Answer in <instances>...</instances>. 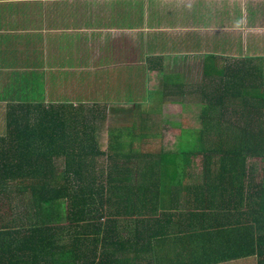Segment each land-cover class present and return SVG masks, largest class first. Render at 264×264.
<instances>
[{
	"label": "crops",
	"instance_id": "obj_1",
	"mask_svg": "<svg viewBox=\"0 0 264 264\" xmlns=\"http://www.w3.org/2000/svg\"><path fill=\"white\" fill-rule=\"evenodd\" d=\"M207 66L241 68L264 95V0H0V131L9 104L73 105L97 116V140L108 147L110 132L131 125L114 117L150 111V92L165 83L181 86L180 102L162 107L198 113L193 98L217 78L205 77ZM167 178L162 224L152 226L162 264H257L226 249L250 241L247 214L259 202L249 173Z\"/></svg>",
	"mask_w": 264,
	"mask_h": 264
},
{
	"label": "trees",
	"instance_id": "obj_2",
	"mask_svg": "<svg viewBox=\"0 0 264 264\" xmlns=\"http://www.w3.org/2000/svg\"><path fill=\"white\" fill-rule=\"evenodd\" d=\"M242 72L206 67L205 77L217 78L201 86L197 124L186 125L175 150L162 142L144 149L161 134V109L151 104L110 132L108 147L97 140V116L73 105L9 104L0 131V264H162L152 226L162 224L167 177L179 172L249 173L259 202L247 214L250 241L226 249L264 264V95ZM180 87L165 83L147 102H180Z\"/></svg>",
	"mask_w": 264,
	"mask_h": 264
},
{
	"label": "rangeland",
	"instance_id": "obj_3",
	"mask_svg": "<svg viewBox=\"0 0 264 264\" xmlns=\"http://www.w3.org/2000/svg\"><path fill=\"white\" fill-rule=\"evenodd\" d=\"M193 104L198 105L197 102L194 100L193 98ZM165 103V102H164ZM163 104V103H162ZM162 104H157L155 102H152V107H154L156 110L159 109H163L162 110V114L160 115V130H161V134L160 135H156V139L153 140L154 138H152L151 142L149 144H147L148 146H144V149H150L154 146V148L158 147L157 143L162 142V145H164L166 150H175L178 148L179 143H178V138L181 137V133L182 130L184 128H187V126L192 127V125L197 124L195 117L192 116L194 114L189 112V109L187 108L186 114L182 115L183 112V108H178V106H169L166 105L164 107H162ZM170 104V103H169ZM153 111V110H151ZM114 119L117 121L121 120L124 121V123H131L132 119L130 120V116H126L125 118L122 117V115L114 117ZM190 123H188V122ZM188 123V124H185ZM126 126V125H125ZM102 135L100 134V137ZM151 138H147V141L149 142V140ZM158 139V142H157ZM147 142V143H148ZM146 144V143H145ZM153 145V146H152Z\"/></svg>",
	"mask_w": 264,
	"mask_h": 264
}]
</instances>
